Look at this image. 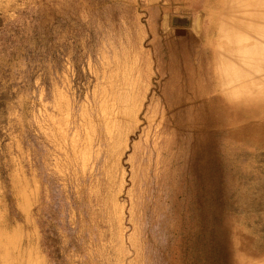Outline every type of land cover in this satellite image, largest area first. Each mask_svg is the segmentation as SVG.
<instances>
[{"label": "rangeland", "instance_id": "rangeland-1", "mask_svg": "<svg viewBox=\"0 0 264 264\" xmlns=\"http://www.w3.org/2000/svg\"><path fill=\"white\" fill-rule=\"evenodd\" d=\"M253 11L0 0V264H264V92L220 82Z\"/></svg>", "mask_w": 264, "mask_h": 264}, {"label": "bare ground", "instance_id": "bare-ground-1", "mask_svg": "<svg viewBox=\"0 0 264 264\" xmlns=\"http://www.w3.org/2000/svg\"><path fill=\"white\" fill-rule=\"evenodd\" d=\"M242 2L252 7L255 13L252 15L259 23L254 24L250 32L241 36L237 40V45L227 51L231 58L226 60L227 66L222 72L223 82L221 80L220 82L228 87L226 91L231 97L236 96L237 90L246 85L243 87L247 90L243 100H247L246 103H254L258 101L256 100L258 95L264 92V0H242ZM232 62L234 65L230 66Z\"/></svg>", "mask_w": 264, "mask_h": 264}]
</instances>
